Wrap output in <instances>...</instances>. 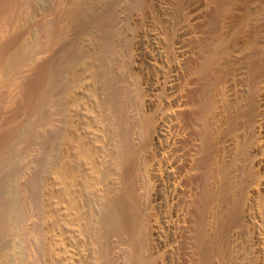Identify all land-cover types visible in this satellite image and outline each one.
Here are the masks:
<instances>
[{"label":"bare ground","instance_id":"6f19581e","mask_svg":"<svg viewBox=\"0 0 264 264\" xmlns=\"http://www.w3.org/2000/svg\"><path fill=\"white\" fill-rule=\"evenodd\" d=\"M88 1L76 19L68 0H0V183L11 154L26 161L35 152L36 162L19 189L31 188L16 227L26 242L25 264H55L29 241L28 229L40 207L42 173L59 167L64 155L63 141L58 144L62 127L47 129L41 140L36 129L61 119L52 108L64 88H71V70L81 62L89 68L93 105L107 135L103 144L109 145L104 158L111 163L102 207L103 264H160V249L152 244L160 227L151 225L159 212L150 191L152 151L160 145L168 158L156 170L170 187L166 231L173 234L174 255L184 264H217L236 233L259 247L264 0L254 14V30L238 45L227 26L229 0ZM246 193L255 197V210L243 206ZM33 227L38 238L45 236Z\"/></svg>","mask_w":264,"mask_h":264},{"label":"rangeland","instance_id":"374dc122","mask_svg":"<svg viewBox=\"0 0 264 264\" xmlns=\"http://www.w3.org/2000/svg\"><path fill=\"white\" fill-rule=\"evenodd\" d=\"M40 2H44V0H40ZM228 2L231 11L228 12L230 15L229 18L227 17V26L230 27V34L236 39V45H238L255 28L254 14L260 0H229ZM87 3L89 5L88 0H68L67 7L70 6L69 8L75 12H73V18L77 14L79 18V14L82 13L81 16L83 15L87 9ZM82 7L84 12L81 11ZM17 29L19 30V27ZM29 35L30 33L27 32L25 37L28 38ZM238 54L234 56L237 57ZM85 64L87 63L81 62L73 66L70 79L67 78L70 81L69 83L67 80L69 88L71 87L68 90L70 94L65 89L68 86L65 81L67 86L62 93L65 95H62V101L60 100V103L56 104L55 107L57 108H52L53 116L58 120L61 118L59 121L57 120L60 124L57 122L59 125H56L55 119V125L53 123L50 127L39 124L36 129L37 138L40 140L41 135L47 129H55L56 127L57 130L62 127L59 129L61 133L59 135L63 136L64 134L65 136H63L64 138L59 136L60 140L58 139L59 145H61V140L63 141L59 147V152L64 154L60 157V166L57 165L56 169L42 173L45 179L39 185V187L41 186L39 188L41 190H39L40 207L37 209L36 216L29 220L28 229L29 241L41 255L47 256L55 264H103L101 245L105 225L102 207H104L106 198L109 196L107 188L110 186L108 183L112 181L110 179L112 174L110 171L111 163L104 158H108L106 151H108L109 145L104 146L107 142V135L102 130L96 108L93 105L89 78H87L89 68L87 69ZM64 96L65 98H63ZM64 103L66 105H62L64 107L62 109L60 104ZM58 107H61V111ZM59 112L62 114L60 118ZM62 130H65L64 133ZM61 147L62 150L60 151ZM103 149L105 150L103 151ZM62 151L64 152L62 153ZM152 152L155 160L154 165L151 166L152 187H150V191L153 194L150 193L153 197L151 198L153 208L159 213L156 216L154 214L153 217L151 216L153 218H151V225L155 231L157 225L160 227L159 240L156 239V234L152 238L153 250L155 247H159L161 252L160 264H184L177 258L176 253L174 255L173 234L166 231V223L172 211V204L168 199L170 198V187L162 173L158 177L156 170L158 162L161 165L160 169H163L168 156L162 145L159 146V151L155 148ZM34 153L32 152L26 161H23L16 154H11L2 168L0 215L2 214L4 224H0V264H25L26 262V242L17 236L16 227L21 201H28L30 196V185L23 191L19 189L20 185L29 181L33 175L36 167ZM105 161L109 163L106 164ZM22 166H24V170L18 178L16 173ZM158 193L160 194L159 203H157L156 196ZM244 205L249 210L251 209L250 211L255 210L257 207L255 197L249 193L243 194ZM233 206L234 202H229L226 212H229ZM33 224L45 231L43 238H38L37 229L33 227ZM243 233L245 232L243 231ZM248 237L247 234H234L217 264H264V226H261L259 231V247L252 245ZM121 247L124 248L121 250L126 253L124 257L126 260V255L130 250L129 245L125 243Z\"/></svg>","mask_w":264,"mask_h":264}]
</instances>
